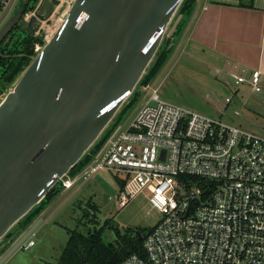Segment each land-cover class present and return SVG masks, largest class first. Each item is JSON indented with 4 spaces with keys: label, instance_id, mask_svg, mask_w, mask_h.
<instances>
[{
    "label": "water",
    "instance_id": "water-1",
    "mask_svg": "<svg viewBox=\"0 0 264 264\" xmlns=\"http://www.w3.org/2000/svg\"><path fill=\"white\" fill-rule=\"evenodd\" d=\"M63 1L42 0L26 19L22 0L0 29L2 46L15 26L42 43L0 93V242L71 177L183 17L184 0Z\"/></svg>",
    "mask_w": 264,
    "mask_h": 264
},
{
    "label": "built area",
    "instance_id": "built-area-1",
    "mask_svg": "<svg viewBox=\"0 0 264 264\" xmlns=\"http://www.w3.org/2000/svg\"><path fill=\"white\" fill-rule=\"evenodd\" d=\"M11 3L0 0V19ZM41 47L37 42L33 51ZM260 77L254 70L233 79L260 92ZM99 172L125 182L121 207L147 189L149 206L161 215L143 237L141 254L128 252L120 264H264V136L154 91L129 126L119 124L90 163L59 186L69 190Z\"/></svg>",
    "mask_w": 264,
    "mask_h": 264
},
{
    "label": "rangeland",
    "instance_id": "rangeland-1",
    "mask_svg": "<svg viewBox=\"0 0 264 264\" xmlns=\"http://www.w3.org/2000/svg\"><path fill=\"white\" fill-rule=\"evenodd\" d=\"M262 2L255 0L258 5ZM21 3L22 0H13L0 19V29ZM49 26L47 22L42 28L48 30ZM189 52L178 43L150 85L137 89L138 99L125 113L122 129L129 126L156 91L166 102L264 136V83L260 84V92L251 91L247 85L236 86L233 77L247 76L248 72L219 68L204 56L198 58ZM118 196L117 183L109 173L99 172L87 180L80 178L70 190L57 193L31 228L23 229L24 232L20 228L10 231L0 242V264H56L69 231L84 237L100 231L103 243L108 244L116 240V232L120 237L133 238V232L139 231L145 235L161 220V215L149 206L147 189L130 198L124 207L120 206ZM34 232L36 235L32 237ZM29 241L34 246L19 250Z\"/></svg>",
    "mask_w": 264,
    "mask_h": 264
},
{
    "label": "trees",
    "instance_id": "trees-1",
    "mask_svg": "<svg viewBox=\"0 0 264 264\" xmlns=\"http://www.w3.org/2000/svg\"><path fill=\"white\" fill-rule=\"evenodd\" d=\"M32 2V7H34L37 3V0H32ZM195 2L196 0L183 1L178 12L179 14H182L183 17L177 26L176 32L173 34V39H167L164 42L159 54L155 58L150 69L141 79L137 89L142 86H149L152 80L157 76L165 63L168 61L174 48L176 47L181 33L183 32L185 24L191 15ZM37 42H39V40L34 37H30L25 33H18L12 34L11 37H9V42L6 44V46L0 47V93L1 90L8 88V86L14 82L23 68L30 62L34 55V45ZM137 89L129 99L128 103L116 117L113 124L106 130L99 142L69 173L71 177L76 176L90 163L93 156L101 148L112 131L122 123L125 113L136 103L138 99ZM114 179L117 183L118 189H123L125 182L118 179L117 177H114ZM60 190L61 188L58 185L52 188L45 199L24 218H22L14 228H20V230L24 232L34 221V219L40 214V212L48 205V203L57 195V193H59ZM9 233L4 237V239L10 235ZM145 235L139 231L138 234L137 232H133V238H130L128 235L120 237L116 232V240L113 243L104 244L100 231L93 232L88 237H84L76 234L75 232L69 231L68 241L63 248L56 264H120L123 259L119 254L120 248H125L129 253L140 255L142 239Z\"/></svg>",
    "mask_w": 264,
    "mask_h": 264
},
{
    "label": "crops",
    "instance_id": "crops-1",
    "mask_svg": "<svg viewBox=\"0 0 264 264\" xmlns=\"http://www.w3.org/2000/svg\"><path fill=\"white\" fill-rule=\"evenodd\" d=\"M178 43L219 68L260 71L264 83V2L196 0Z\"/></svg>",
    "mask_w": 264,
    "mask_h": 264
},
{
    "label": "flooded vegetation",
    "instance_id": "flooded-vegetation-1",
    "mask_svg": "<svg viewBox=\"0 0 264 264\" xmlns=\"http://www.w3.org/2000/svg\"><path fill=\"white\" fill-rule=\"evenodd\" d=\"M32 5H33L32 0H29L28 5H26V7H25L26 10H25V13H24V14H28V13L33 12L35 6L32 7ZM18 9H19V8H17L16 11H17ZM16 11H15V12H16ZM19 32H22V31H21L17 26H15V27L9 32V34L7 35L6 38L9 39V37H11L12 34H18ZM22 33H24V32H22ZM0 47H2V45H0Z\"/></svg>",
    "mask_w": 264,
    "mask_h": 264
}]
</instances>
